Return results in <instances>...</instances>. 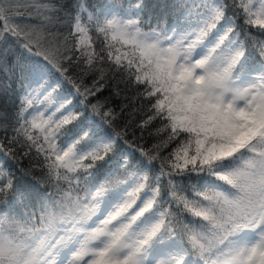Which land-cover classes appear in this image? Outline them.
<instances>
[{"label":"snow or ice","instance_id":"obj_1","mask_svg":"<svg viewBox=\"0 0 264 264\" xmlns=\"http://www.w3.org/2000/svg\"><path fill=\"white\" fill-rule=\"evenodd\" d=\"M0 264H264V0H0Z\"/></svg>","mask_w":264,"mask_h":264},{"label":"trees","instance_id":"obj_2","mask_svg":"<svg viewBox=\"0 0 264 264\" xmlns=\"http://www.w3.org/2000/svg\"><path fill=\"white\" fill-rule=\"evenodd\" d=\"M96 2H101L102 3L103 0H96ZM110 95H111V93L109 91H107V90L102 94L103 97H107V96H110ZM131 95H132V93H129V96H131ZM121 103H123V101L121 99H118V98L113 96L111 98L109 106L117 108V110H118L119 105ZM145 112H146V106H145ZM141 118H145L143 114L137 117L138 120L141 119ZM156 126H159L158 123H157ZM146 139H147V137H146ZM154 142H156V141L155 140H149V143H154Z\"/></svg>","mask_w":264,"mask_h":264}]
</instances>
